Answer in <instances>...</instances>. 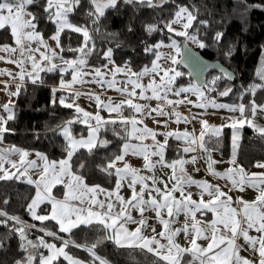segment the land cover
Masks as SVG:
<instances>
[{"label": "snow or ice", "instance_id": "snow-or-ice-1", "mask_svg": "<svg viewBox=\"0 0 264 264\" xmlns=\"http://www.w3.org/2000/svg\"><path fill=\"white\" fill-rule=\"evenodd\" d=\"M124 2L130 5L138 3L155 9L162 8L169 0ZM88 4L90 7L85 14L91 18L93 25H97L105 17L107 10L117 7L118 0H88ZM32 6L42 8L46 20L54 26L55 32L50 39L55 41L61 53L65 51L61 45L62 34L76 33L82 36L78 47L66 49L75 54L74 58L65 59L44 39L43 33L37 30V15L29 10ZM81 6L82 0H43L42 3L40 0H0V30H10L15 44V47L0 46V52L9 54L7 58L0 56V60H6L20 68L15 75L7 69H0V75L6 74L12 80L18 79L21 82L16 84V91L12 92L8 91V82L4 81L7 95L18 96L25 77L37 83L40 73L46 71L71 73V80L68 82L61 76L60 89H72L75 84L95 83L102 89H113L124 97L119 102H114L111 97L105 101L96 93L80 91L71 93L72 103H66V98L61 97L59 103L67 108H74L78 115L76 119L65 121L63 125L52 129L64 139L65 155L58 160H49L47 155L40 152H35L36 158L30 159L32 152L14 144L4 145L5 134L12 131L7 125L15 119V114L11 101L0 105V109L6 114H0V180L23 179L29 185H34L35 194L27 204V212L36 221H53L57 225V231L40 228L39 231L44 235L32 240L29 239V231L34 229L35 225H29L19 217L9 216L0 210V217H3L0 219V225L7 226L9 221L14 222L11 230L18 234L19 247L26 254L23 259L16 260L15 264H60L61 259L67 261V264H110L97 253L98 246L103 245L105 241H111L119 248L139 249L151 254L154 257L152 264H264V172L249 173L237 163L239 132L245 124L264 137V126L254 123L257 114L264 113V103L257 104L254 98L257 90L264 89V67L257 73L261 83L252 84L245 89V93L253 97L247 106L250 116H245L246 106L243 103L229 105L208 99L206 93L215 91V84L221 77H214L211 81L200 79L202 66H207L203 65V61L188 45L192 43L198 48H205L207 45L199 38L198 30L191 33L189 31L197 20L194 13L198 12V9H190L185 5H176L170 19L146 25L148 34L167 32L170 41H160L144 48L145 53L154 56L150 66L145 65L140 71H133L127 64L116 66L111 59L112 49L109 48L104 52L108 62L101 67H91L88 58L96 50L95 41L86 25L74 24L70 19ZM199 24L206 25L207 21L201 20ZM95 30L99 31L98 28ZM222 36L223 33L217 32L214 39L218 42ZM176 37L183 38V42ZM33 43L37 47L33 48ZM41 48L44 51H41ZM165 48L169 51H161ZM17 51L19 58L12 59V55ZM57 59L60 63L55 62ZM25 62L30 63L31 71L25 69ZM181 64L188 69L187 72L178 69ZM220 71L223 77L233 79L230 72L222 68ZM120 75L123 79H118ZM185 75L189 77L187 86H177V79ZM145 78L148 80L146 84L143 82ZM56 90L53 89V92ZM231 91V88H227L219 95L228 96ZM81 95H87L89 99L94 100L98 109L115 113L122 118L119 121L106 120L99 111L95 115L86 112L75 104V100ZM170 96L176 99H171ZM189 96L198 97V102H195L198 108L212 107L240 113V118H233L229 124L222 126L233 129L232 152L228 161L230 167L224 172L215 170L219 161L213 159L214 149H210L205 143V136L209 132L219 137L222 127L209 126L206 120H201V131L197 136L187 129L158 133L144 125L143 118H155L154 114L168 119L174 117L176 123H190L188 116L177 111L180 105L194 103ZM151 101L157 102L155 107H152ZM124 108L132 110L133 115L123 117ZM168 119L156 120V123L167 127ZM117 122L125 128L126 142L122 143L118 154H113L103 165L97 166L99 171L116 178L115 187L109 191L100 185L89 186L81 174L73 171V158L80 149H86L88 153L97 148L106 149L110 142L100 139L99 133L106 125ZM74 123L87 126V137L81 135L76 138L72 134L71 126ZM158 135L165 137L163 142L157 139ZM169 137L183 141L184 144L176 150L177 158L171 161L166 159ZM133 140L136 142L133 143ZM149 140L151 143L147 142ZM192 153L199 155H188ZM128 155L141 157L144 161L143 170L152 174L142 175V169L134 168L126 161ZM201 159L207 165L208 174L228 182L226 186L230 185L229 191L244 192L251 188L257 193L255 199L234 200L219 184L194 179L187 172L186 165H193L194 171L199 172L200 168L195 165ZM120 164L122 167L118 166ZM253 166L264 169V163L257 162ZM85 167L83 162L78 164L79 169ZM157 167L170 170V174H166V180L155 176ZM32 174L38 178L33 179ZM125 184L130 190V196L127 198L120 194ZM57 186L64 189L62 199L53 195ZM193 186L198 190L195 199L190 190ZM100 195L104 198L100 199ZM45 202L50 205V209L46 214H38V209ZM4 203L8 201L5 200ZM133 210L139 214V219L133 217ZM146 212L155 214L161 225L159 232L149 225ZM181 215L184 220L177 227L175 225L179 223ZM127 224H134L136 227L130 230L126 227ZM81 225L98 226L104 235L91 245L78 244L71 239V233ZM149 230L151 235H145ZM59 233L69 234V238H64ZM181 234L185 245L177 241ZM45 236L59 241V246L56 242L46 240ZM241 240L243 244L239 243ZM200 241L206 242V245ZM70 245L77 249L82 248L89 254L90 259L85 262L72 256L67 251ZM2 247L3 242L0 241V248ZM242 250L257 255L258 260L242 256ZM186 256L189 259L185 260Z\"/></svg>", "mask_w": 264, "mask_h": 264}, {"label": "trees", "instance_id": "trees-1", "mask_svg": "<svg viewBox=\"0 0 264 264\" xmlns=\"http://www.w3.org/2000/svg\"><path fill=\"white\" fill-rule=\"evenodd\" d=\"M42 2L43 0H40V3ZM176 5L198 9V12L194 13L197 15V20L193 24V29L189 31L191 33L198 30L199 38L207 47L196 49L205 58L219 61L235 74V80L230 82L220 73L209 72L205 81H211L217 76L221 78L215 84V91L207 92L208 97L230 103H243L247 110L249 101L253 97L245 93V89L252 84L261 83L257 73L264 67V0H169L162 8L155 9H149L138 3L130 5L124 0H118L117 7L107 10L105 17L97 25H93L91 18L85 14L90 7L88 0H82V6L70 19L74 24L86 25L95 41L96 50L88 58L89 66L100 67L107 63L104 52L111 48V59L116 66L127 64L133 71H140L145 65H149L152 57V54L145 53L144 48L155 44L158 40H169L167 32L148 34L145 30L146 25L170 19L171 14L176 10ZM29 10L37 15V30L43 33L44 38L55 32L54 26L46 20L42 8L32 6ZM201 20L207 21V24L200 25ZM96 28L99 31H96ZM217 32L223 33L218 42L214 39ZM81 41L80 34H62L61 45L65 51L60 52V55L65 59L74 58L75 54L66 49L78 47ZM12 43L10 30H0V44ZM178 69L186 72L180 65ZM61 76L66 82L71 79L70 72L61 74L45 71L40 73L37 83L31 80L23 83L20 94L15 97L13 103L15 119L9 121L7 125L12 131L5 134L6 143L26 150L40 151L47 155L49 160L63 158L64 139L52 129L63 125L65 121L76 119L78 114L74 108H67L59 103L61 97L66 98V103H69L71 97L67 90L59 87ZM177 81H189V77L185 75ZM227 88L232 89L229 95L220 96L219 93ZM53 89H57L55 93ZM254 98L257 104L264 103V89L257 90ZM54 99L55 103H53ZM122 112H126L125 109ZM71 131L75 137L85 135L87 126L74 123ZM100 134L110 142L108 147L97 148L92 153L80 149L72 161L73 171L81 174L85 182L91 186L100 185L104 189H111L116 178L99 171L97 166L103 165L107 158L119 153L126 132L124 126L117 122L110 130ZM232 136L233 129L225 127L219 137L206 135L205 143L207 147L217 150L222 156L231 158ZM238 143L237 162L246 170H256L253 165L264 162V137L255 133L251 127L244 126L239 132ZM183 146V141L169 139L166 159L171 161L177 158L176 150ZM81 162L86 165L84 169L78 168ZM53 192L61 196L63 189L57 186ZM34 193L35 187L23 179L0 180V210L8 213L9 216L19 217L29 225H35L36 227L29 231V239L32 240L44 235L39 231L40 228L57 231V225L53 221L40 222L30 218L27 204ZM5 200L8 203H4ZM39 212H48V207L41 206ZM13 223L9 221L7 226L0 225V241L3 242V247L0 248V264H15L16 260L23 259L26 255L19 247L18 234L11 230ZM59 235L69 238V234L66 233ZM103 235L104 232L98 226L81 225L72 231L71 239L78 244L91 245ZM45 239L59 245V241H55L52 237L45 236ZM67 251L85 262L90 259L89 254L82 248L77 249L70 245ZM46 253L45 250V255ZM97 253L106 258L110 264H152L154 259L151 254L139 249L119 248L111 241H105L103 245L98 246ZM187 259L189 257L186 256L185 260ZM60 264L67 262L61 259Z\"/></svg>", "mask_w": 264, "mask_h": 264}, {"label": "crops", "instance_id": "crops-1", "mask_svg": "<svg viewBox=\"0 0 264 264\" xmlns=\"http://www.w3.org/2000/svg\"><path fill=\"white\" fill-rule=\"evenodd\" d=\"M2 45H10V44H0V46H2ZM11 45L13 47H15L14 40H13V43ZM8 55H9L8 53L0 52V56H5L7 58ZM11 58L12 59L19 58V51H17L16 54L12 55ZM0 69H7V70L11 71L13 73V75H15L16 73H18L20 71V68L16 64L8 63V62H6V60H0ZM25 69L27 71H31L30 63L25 62ZM27 80H31V79H29L28 77H25L23 83L26 82ZM4 81H7L9 84L8 91H12V92L16 91V84L21 83V82L18 79L15 81L12 80V78L6 74L0 75V105L8 103L9 101H11L13 104L16 96H9L6 94L5 84L3 83ZM143 82L146 84L148 82L147 78H145ZM23 83H22V85H23ZM176 83H177V86H181V85L187 86L189 81H180V82L177 81ZM65 90H67V92L70 93V96H71L69 103L73 102L72 95H71V93L73 91H80L81 93L93 92V93L100 95L101 99L105 100V101L107 100L108 97H111L114 102H119L121 99L124 98L118 92H116L113 89L105 90V89H102L100 86L92 87L88 83L83 84V85L75 84L72 86V89H65ZM137 91H139V90H137ZM206 95H207V93H206ZM207 97H208V95H207ZM170 98L176 99V97H174V96H170ZM189 99L194 101V103L191 105H180L177 108V111L182 113L184 116H188L190 121H191L190 123H185V122L176 123L174 117L172 119H168L167 117H158V116H155V114H154L155 118H153V117H144L143 118L144 119V125H146L147 127L157 131L158 133H164V132H168V131H177V130L178 131H184L185 129H187L189 132H194L195 135L199 136V133L201 131V123H200L201 120H206L208 122L209 126L222 127L224 125L229 124L231 122V119L240 118L239 112H231L228 109H220V108H212V107H208L207 109L198 108L195 106V102H198V97L189 96ZM208 99L215 100L216 103H224V104H229V105L241 104V103L225 102V101L218 100L216 98L213 99V98L208 97ZM136 102L145 103L144 101H136ZM150 103H151L152 107H155L157 102L151 101ZM75 104L79 105V107L84 109L86 112L92 113L93 115H95L99 111V114L106 120L107 119H116L117 121H119L122 118V117L117 116L115 113H109L106 110L98 109L96 102L92 99H89L87 95H81L78 99L75 100ZM124 109L126 112L123 113V117H130L133 115L132 110H130L128 108H124ZM0 114H5V113H3L2 109H0ZM193 116H195L196 118L191 119V117H193ZM245 116H250V112L247 113V110H246ZM137 118L139 119L140 117L137 116ZM164 119H168L167 127H165L163 124H157L156 123V120H164ZM254 123H256L260 126H264V113H258L256 118H255ZM112 126H113V124L106 125L105 128H103L100 131V133H102L103 131L110 130ZM244 126H248V125L245 124ZM224 128L225 127H222V130ZM229 128H231V127H229ZM100 133H99V136L101 135ZM87 134H88V131H87ZM87 134H85L83 136L87 137ZM208 134H211V132H209ZM80 137L81 136H76V138H80ZM164 138L165 137L163 135L157 136V139L160 140L161 142H163ZM100 139H104V138L100 136ZM169 139H174V138L169 137ZM124 142H126L125 139L122 143H124ZM132 142L135 143L136 141L133 140ZM147 142L151 143L150 140ZM4 145H13V144L6 143L4 141ZM28 151L33 153V155L30 157V159H35L36 157H35L34 153L40 152V151H36V150H28ZM40 153H42V152H40ZM188 155H199V153H192V154H188ZM212 157H213V159L219 161V163H217L215 165V170L217 172H224L227 168L230 167V165L228 163L230 158H226V157L222 156L217 150H214L212 152ZM13 158H15V157H13ZM125 159L132 167L142 169V172H141L142 175H151L152 174L148 170H143L144 161L141 157L128 155V156H126ZM153 159L155 160L156 158H153ZM260 163H264V162H260ZM118 166L122 167V164H120ZM195 167L200 168V171L199 172L194 171L193 165H186L187 172L191 176H193L194 179L207 180L212 184H219L223 191L228 192L229 195L233 196L234 200H237L239 198H243L245 200L251 201V200L255 199V196L257 195L256 191L254 189H251V188L246 189L244 192H240L238 190L229 191L230 185L226 186V184H228L227 181H225L224 179H220V178H217L215 176L208 174V172L206 171L207 165H206L205 161L202 159L198 160ZM246 171L249 173H251V172H264V169L256 167V170H252V171L246 170ZM166 174H170V170L167 168L161 169V168L157 167L155 170V176L158 178H162V179L166 180L167 179ZM32 178L37 179L38 177L35 174H32ZM89 186H91V185H89ZM114 187H115V184L111 189H107V190L111 191ZM138 189H139V185L137 186V190ZM190 190L194 193L193 198L194 199L197 198L195 194L197 193L198 190L195 188V186H193ZM63 191H64V189H63ZM120 194L123 195L125 198L130 196V190L127 188L126 184L124 187L121 188ZM53 195L56 196L58 199L63 198V194L61 196H58V195H55L53 192ZM99 198L103 199L104 197H103V195H100ZM205 199H207V196L205 197ZM41 206H47L48 210L50 209V205L47 202H45ZM46 213L47 212H39V209H38V214H46ZM132 215L134 218L139 219V214L135 210L132 211ZM29 216L32 220H34L30 214H29ZM145 216L148 218L149 225L154 226L156 228L157 232H159L161 230V225L159 224L158 220L155 218V214L152 212H146ZM198 218H199V216H198ZM208 218L209 219L211 218V214H209ZM183 220H184V217L181 215L179 217V223L176 224L175 226H177V227L180 226V224L183 223ZM126 227L129 228L130 230H132L136 227V225L127 224ZM250 234H255V233H250ZM145 235H151L150 230L146 231ZM177 241L181 245H185V240H184L183 234H181L177 238ZM200 243L206 245V242H204V241H200ZM239 243L243 244V241L241 240V241H239ZM46 255H47V253H46ZM241 255L246 256L249 259H252L254 261L258 260V256L249 252V251H243L242 250Z\"/></svg>", "mask_w": 264, "mask_h": 264}, {"label": "water", "instance_id": "water-1", "mask_svg": "<svg viewBox=\"0 0 264 264\" xmlns=\"http://www.w3.org/2000/svg\"><path fill=\"white\" fill-rule=\"evenodd\" d=\"M188 47L190 48V49H192L199 57H200V59L203 61V65H206L207 67H203L202 66V75L200 76V79L201 80H206V76H207V74L209 73V72H217V73H220V74H222L221 73V71H220V69L222 68V69H224V70H226V71H228V72H230L231 74H232V76H233V79H227V78H225V80H227V81H234L235 80V74L231 71V70H229L228 68H226L222 63H220L219 61H217V60H209V59H207V58H205L200 52H199V50L198 49H196V48H193V47H191L190 45H188ZM183 69H185L186 70V72L188 71V69L187 68H185L184 67V65L183 64H181L180 65Z\"/></svg>", "mask_w": 264, "mask_h": 264}, {"label": "rangeland", "instance_id": "rangeland-1", "mask_svg": "<svg viewBox=\"0 0 264 264\" xmlns=\"http://www.w3.org/2000/svg\"><path fill=\"white\" fill-rule=\"evenodd\" d=\"M174 27H178V26L174 25ZM53 34H54V33H53ZM53 34L49 35L47 38H44V39L48 41L49 45H50L52 48H56L57 52L60 54V50H59V48L56 47V43H55V41H53V40L50 39V37H51ZM176 39H178V40H180L181 42H183V38L176 37ZM160 41H164V43H169V42H170L169 40H158V41H156L155 43H158V42H160ZM189 45H190L191 47H193V48H197V46H196L195 44L189 43ZM32 47L35 48V47H37V45H36L35 43H33V44H32ZM41 51H44V49L41 48ZM161 51H163V52H168L169 49H166V48H165V49H161ZM37 58H38V54H37ZM153 59H154V56L152 55V57H151V61H152ZM55 62H56V63H59L60 61H59V59H57ZM107 62H108V61H107ZM105 64H106V63H105ZM150 65H151V62L149 63V66H150ZM112 66H113V65H109V67H112ZM100 67H101V66H100ZM118 79H123V76H122V75L118 76ZM88 84L91 85L92 87L98 86V85L95 84V83H88Z\"/></svg>", "mask_w": 264, "mask_h": 264}]
</instances>
